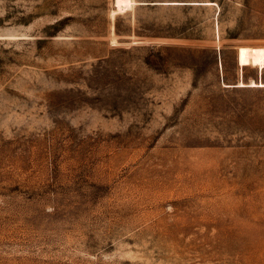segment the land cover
Masks as SVG:
<instances>
[{
    "label": "rangeland",
    "instance_id": "374dc122",
    "mask_svg": "<svg viewBox=\"0 0 264 264\" xmlns=\"http://www.w3.org/2000/svg\"><path fill=\"white\" fill-rule=\"evenodd\" d=\"M0 0V264H264V0Z\"/></svg>",
    "mask_w": 264,
    "mask_h": 264
},
{
    "label": "bare ground",
    "instance_id": "6f19581e",
    "mask_svg": "<svg viewBox=\"0 0 264 264\" xmlns=\"http://www.w3.org/2000/svg\"><path fill=\"white\" fill-rule=\"evenodd\" d=\"M139 3L135 0H115V6L117 10L131 9L134 4ZM237 61L241 68L244 66L253 65L258 67L261 72L264 69V46L263 45H241L237 49ZM264 86L263 80H251L249 83L240 81L239 86Z\"/></svg>",
    "mask_w": 264,
    "mask_h": 264
}]
</instances>
